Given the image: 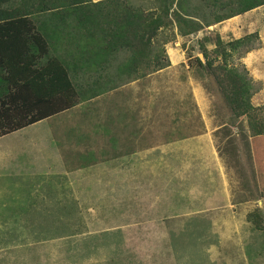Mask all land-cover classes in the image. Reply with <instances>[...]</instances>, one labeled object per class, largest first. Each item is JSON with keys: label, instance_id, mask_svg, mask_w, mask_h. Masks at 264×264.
Instances as JSON below:
<instances>
[{"label": "rangeland", "instance_id": "rangeland-1", "mask_svg": "<svg viewBox=\"0 0 264 264\" xmlns=\"http://www.w3.org/2000/svg\"><path fill=\"white\" fill-rule=\"evenodd\" d=\"M130 2L146 11L158 4ZM252 33L257 36L235 50L226 45ZM220 45L230 53L228 66L253 81L250 102L260 109L234 116L214 76L197 63V57L205 62L203 47L217 64ZM149 47L168 60L166 67L141 74L146 69L140 65L119 74L117 65L130 55L121 50L99 71L74 76L84 88L95 79L100 94L120 88L125 77L137 79L131 97L123 89L102 94L0 139L7 153L0 162V236L12 248L11 264L38 259L32 239H219L239 233L258 238L244 240L248 255L252 245L264 253V206L246 204L260 198L254 177L264 174V133L253 135L264 130V4L189 34H180L172 19ZM223 183L241 210L204 204ZM226 220L235 226H212Z\"/></svg>", "mask_w": 264, "mask_h": 264}, {"label": "trees", "instance_id": "trees-1", "mask_svg": "<svg viewBox=\"0 0 264 264\" xmlns=\"http://www.w3.org/2000/svg\"><path fill=\"white\" fill-rule=\"evenodd\" d=\"M154 1L156 8L146 11L130 0H0V137L99 94L95 79L84 88L74 76L92 67L99 71L116 52L130 53L117 65L119 74L136 71L140 65L146 69L141 74L166 67L168 60L152 55L149 46L172 19L180 34H189L204 23L209 26L264 4V0L198 4L192 0L194 5L188 7V0ZM256 36L252 33L226 45L235 50ZM220 46L215 51L221 56L217 64V56L210 58L203 47L205 62L197 57V63L214 76L234 116L260 109L250 102L253 81L228 66L230 53ZM262 133L259 129L253 135Z\"/></svg>", "mask_w": 264, "mask_h": 264}, {"label": "crops", "instance_id": "crops-1", "mask_svg": "<svg viewBox=\"0 0 264 264\" xmlns=\"http://www.w3.org/2000/svg\"><path fill=\"white\" fill-rule=\"evenodd\" d=\"M124 79H122V83H125L120 88L106 91V93L102 92V94L113 95L116 90L123 89V92L130 96L131 88H137L138 81L132 79L126 82ZM102 94L99 93L90 98L100 97ZM90 98L80 100V102ZM79 103L41 121L58 117L75 108ZM252 105L258 106L253 103ZM20 131L21 129L6 135L15 136ZM6 135L1 136L0 139ZM5 146L6 144L1 145L0 143V162L7 155ZM254 179L261 191L260 198L249 199L246 204L249 203L250 206L257 204L256 209H258V207L264 206V183L260 182L262 179L264 181V174L257 173ZM240 188L244 189L242 185ZM253 188L256 189V186ZM229 189L230 187L223 183V186L219 187L217 191L209 193L210 195L207 196L204 204L219 205L223 208V212L241 210L239 206L242 202L233 201V191ZM235 224L233 221L226 220L225 222H217L216 225L213 224L212 226L230 228L234 227ZM1 226L0 224V229ZM245 239L258 238L253 237V235L242 237L238 233L232 236H220L219 239H39L36 242L32 239L30 243L33 247L36 246L38 259L36 261L27 259L22 264H257V261H264V253L257 251L258 247L256 248L254 245L251 246L253 249L251 255L247 254L245 246H243ZM13 244L14 246L20 244L19 239ZM10 250L12 248L8 249L7 244L2 242L0 236V264H11L12 255H10L11 252H8ZM189 253L191 256H187ZM199 256L201 257L199 258Z\"/></svg>", "mask_w": 264, "mask_h": 264}]
</instances>
